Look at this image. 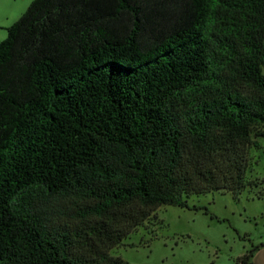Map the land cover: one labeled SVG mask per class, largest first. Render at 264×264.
I'll return each mask as SVG.
<instances>
[{"label": "trees", "instance_id": "trees-1", "mask_svg": "<svg viewBox=\"0 0 264 264\" xmlns=\"http://www.w3.org/2000/svg\"><path fill=\"white\" fill-rule=\"evenodd\" d=\"M261 128L264 0H32L0 41V264H126L158 207L246 189Z\"/></svg>", "mask_w": 264, "mask_h": 264}, {"label": "rangeland", "instance_id": "rangeland-1", "mask_svg": "<svg viewBox=\"0 0 264 264\" xmlns=\"http://www.w3.org/2000/svg\"><path fill=\"white\" fill-rule=\"evenodd\" d=\"M32 0H0V41ZM249 152V185L229 193L192 195L187 208L158 207L109 254L126 264H237L245 251L264 252V128ZM196 208V209H193ZM264 264V254L261 261Z\"/></svg>", "mask_w": 264, "mask_h": 264}, {"label": "crops", "instance_id": "crops-1", "mask_svg": "<svg viewBox=\"0 0 264 264\" xmlns=\"http://www.w3.org/2000/svg\"><path fill=\"white\" fill-rule=\"evenodd\" d=\"M263 254H264L263 251L260 252V250H256L253 253L250 264H263V260L261 261Z\"/></svg>", "mask_w": 264, "mask_h": 264}]
</instances>
